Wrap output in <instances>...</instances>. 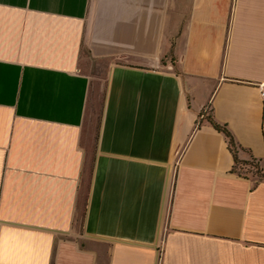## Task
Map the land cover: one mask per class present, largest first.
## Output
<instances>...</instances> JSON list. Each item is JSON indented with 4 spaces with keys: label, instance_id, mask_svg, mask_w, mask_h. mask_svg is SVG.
<instances>
[{
    "label": "crops",
    "instance_id": "1",
    "mask_svg": "<svg viewBox=\"0 0 264 264\" xmlns=\"http://www.w3.org/2000/svg\"><path fill=\"white\" fill-rule=\"evenodd\" d=\"M260 84L264 0H0V264H264Z\"/></svg>",
    "mask_w": 264,
    "mask_h": 264
},
{
    "label": "rangeland",
    "instance_id": "2",
    "mask_svg": "<svg viewBox=\"0 0 264 264\" xmlns=\"http://www.w3.org/2000/svg\"><path fill=\"white\" fill-rule=\"evenodd\" d=\"M81 57H82L81 58L82 71L89 75L92 83L89 108H90V118L92 122L91 124L96 133L98 130V125L100 124L101 107L103 105L104 93L106 91L107 75L109 73L110 66L112 65L111 62L112 58H108V57L96 58L85 53L84 51L81 54ZM171 57L174 60V57L170 54L169 58ZM207 112L208 110H206L205 113ZM205 115L210 116L209 113ZM232 140L234 142L232 143V149L235 150L237 156L236 158L238 159L236 164H234L233 161L232 169L234 166L236 168L235 171L233 170V173H236L243 178H254L257 181H261L259 177H261L262 173L264 172V161L261 160V162L258 163V166H255L254 164L257 159L251 158L248 152L242 150L237 144H235L236 142L234 141L233 138ZM226 142L229 143L228 139H226ZM227 148H228V144H227Z\"/></svg>",
    "mask_w": 264,
    "mask_h": 264
},
{
    "label": "trees",
    "instance_id": "3",
    "mask_svg": "<svg viewBox=\"0 0 264 264\" xmlns=\"http://www.w3.org/2000/svg\"><path fill=\"white\" fill-rule=\"evenodd\" d=\"M172 55V49H171V51H170V53H169V55ZM207 121H208V123L210 124V125H212V127L215 129V130H217L218 132H222L223 134H224V136L226 137V139H228V141H229V143H227L228 144V148L230 149V151H231V153H232V155H233V161H234V164H236V162H237V156H236V152H235V150L234 149H232V143H234L233 142V140H232V137H231V135L226 131V129H225V127L224 126H220V125H217L214 121H213V119L210 117V116H207ZM247 152V151H246ZM250 156H251V158H253V159H256L253 155H251L250 154ZM259 162H261V160H256V162H255V166H258V163ZM235 166L233 167V169H232V172H233V170L235 171ZM242 176H244V175H242ZM259 179L261 180V181H264V172L262 173V176L261 177H259Z\"/></svg>",
    "mask_w": 264,
    "mask_h": 264
},
{
    "label": "built area",
    "instance_id": "4",
    "mask_svg": "<svg viewBox=\"0 0 264 264\" xmlns=\"http://www.w3.org/2000/svg\"><path fill=\"white\" fill-rule=\"evenodd\" d=\"M258 91H259V98L263 104V108H264V84H260L258 86Z\"/></svg>",
    "mask_w": 264,
    "mask_h": 264
}]
</instances>
